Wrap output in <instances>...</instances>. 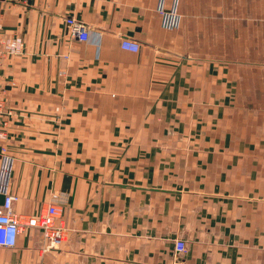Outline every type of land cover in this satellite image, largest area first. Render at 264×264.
<instances>
[{"label": "crops", "instance_id": "1", "mask_svg": "<svg viewBox=\"0 0 264 264\" xmlns=\"http://www.w3.org/2000/svg\"><path fill=\"white\" fill-rule=\"evenodd\" d=\"M223 1L0 0V27L24 41L0 69L12 211L53 203L66 229L45 251L24 226L0 264H264V121L236 101L239 67L256 63L205 36L254 15ZM259 22L264 73V0Z\"/></svg>", "mask_w": 264, "mask_h": 264}, {"label": "built area", "instance_id": "2", "mask_svg": "<svg viewBox=\"0 0 264 264\" xmlns=\"http://www.w3.org/2000/svg\"><path fill=\"white\" fill-rule=\"evenodd\" d=\"M157 12L161 17V23L164 29H176L179 26L180 16L176 12V6L165 11L161 3L157 7ZM71 33L80 41L87 39L85 28L73 17L65 20ZM122 49L137 52L139 44L135 41L124 39L120 44ZM23 41L19 36L0 37V65L5 59L22 52ZM3 60V61H2ZM0 113H2V103H0ZM12 170V158L8 154L4 145L0 146V194L4 195V202L0 208V247H13L16 244L17 236L23 230L24 226L35 225L42 234L43 250L59 247L66 239V229L61 223H56L57 209L53 203L47 204L40 213L34 217L22 220L19 215L12 211V203L16 196L8 192L9 181ZM55 198V195H53ZM174 250L176 254H181L186 250V243L181 239L174 241Z\"/></svg>", "mask_w": 264, "mask_h": 264}, {"label": "rangeland", "instance_id": "3", "mask_svg": "<svg viewBox=\"0 0 264 264\" xmlns=\"http://www.w3.org/2000/svg\"><path fill=\"white\" fill-rule=\"evenodd\" d=\"M223 3H225L222 4L224 10L231 11L232 9H235L239 13L241 11L245 12L246 10L252 13L254 16L249 20L246 28L238 26L240 31H245L244 33L205 36L213 37L216 39L217 43L219 41L220 45H222L220 48L221 50L224 49L229 51L235 49L238 57H242L243 59L256 63L250 66L239 67L236 101L240 107L242 106L249 108L248 112L251 113L253 117H256V123L259 126V124L264 121V79L262 78L264 73L261 71V66L259 64L261 58V35L259 22L260 0H248L243 2L241 0H233L231 3L228 0H224ZM5 36L16 37L18 35H6V33L0 27L1 39H3ZM206 38L208 39V37ZM21 53L14 55L11 58L18 56ZM9 59H5V61L2 60L3 62L0 65V69Z\"/></svg>", "mask_w": 264, "mask_h": 264}, {"label": "water", "instance_id": "4", "mask_svg": "<svg viewBox=\"0 0 264 264\" xmlns=\"http://www.w3.org/2000/svg\"><path fill=\"white\" fill-rule=\"evenodd\" d=\"M4 198H5L4 195L3 194H0V205L3 204Z\"/></svg>", "mask_w": 264, "mask_h": 264}]
</instances>
